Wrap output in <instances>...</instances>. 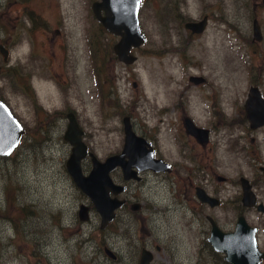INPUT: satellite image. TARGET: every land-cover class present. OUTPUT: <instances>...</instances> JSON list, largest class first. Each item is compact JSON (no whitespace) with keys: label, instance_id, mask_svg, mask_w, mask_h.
Listing matches in <instances>:
<instances>
[{"label":"rangeland","instance_id":"374dc122","mask_svg":"<svg viewBox=\"0 0 264 264\" xmlns=\"http://www.w3.org/2000/svg\"><path fill=\"white\" fill-rule=\"evenodd\" d=\"M93 1L0 0V45L7 52L6 60L0 53V100L23 129L13 151L0 156V264H137L141 247L151 251V264H228L209 250L204 215H215L223 230H232L239 214L254 223L259 214L243 210L239 188L212 181L219 206L203 207L198 221L170 201L163 173L146 172L125 191L140 209H119L100 229L98 214L65 169L70 145L62 135L72 112L87 152L103 161L119 152L122 118L130 117L134 133L154 146L153 139L159 156L178 157L181 114L205 124L213 107L225 116L238 108L252 82L264 94V6L260 0H141L144 42L130 48L136 59L126 65L112 50L119 36L96 20ZM204 15V31L190 35L183 23ZM252 18L259 41L252 40ZM187 74L206 82L190 84ZM237 133L245 161L227 151V139ZM214 139L216 173L256 178L264 166V127L221 129ZM90 168L86 155L80 169ZM253 190L264 202V184ZM81 203L89 207L86 222L76 216Z\"/></svg>","mask_w":264,"mask_h":264},{"label":"water","instance_id":"95a60500","mask_svg":"<svg viewBox=\"0 0 264 264\" xmlns=\"http://www.w3.org/2000/svg\"><path fill=\"white\" fill-rule=\"evenodd\" d=\"M141 0H95L91 3V11L96 20L109 33L119 36L112 45V50L117 60L123 64H131L136 57L130 53L131 47H137L144 42L138 20V8ZM264 5V0H260ZM207 24V16H202L197 21H186L183 23L185 30L190 34H201ZM251 31L254 40L260 39V30L256 19L251 21ZM0 53L6 60V49L0 45ZM244 108L251 127L264 124V102L260 98L256 88H250L244 102ZM66 125L63 139L70 145V153L65 161V169L74 185L83 193L91 203L93 210L99 216V228L103 229L115 215V210L120 207L122 201L116 196L123 189L114 183L110 172L116 167L121 168L124 180L137 179V170L152 169L162 171L166 164L152 157L149 144L142 137L134 134L131 130L128 117L122 118L123 145L119 153L109 155L103 161L86 150L82 142V130L79 128L72 112L65 115ZM189 128V126H187ZM22 134L20 122L14 116L10 108L0 100V156L9 155L17 145ZM88 155L91 168L87 174L80 169L81 160ZM242 196L241 203L244 206L253 204L254 197L246 179H241ZM203 202L213 206L218 203L214 198L204 194L199 196ZM136 205H132L135 209ZM258 210H263L258 206ZM77 218L81 222L89 219V207L79 204ZM255 228L250 227L242 215H238L233 229L222 231L217 225L210 221V231L207 242L211 248L223 255V260L229 264H258L264 254L256 247ZM107 256L113 258V253L104 248ZM152 253L142 248L139 254L138 264H149Z\"/></svg>","mask_w":264,"mask_h":264},{"label":"flooded vegetation","instance_id":"af4514ba","mask_svg":"<svg viewBox=\"0 0 264 264\" xmlns=\"http://www.w3.org/2000/svg\"><path fill=\"white\" fill-rule=\"evenodd\" d=\"M260 3L262 4V2ZM252 19H256V18H252ZM190 35H195V34H190ZM260 36H261V32H260ZM252 40H254L253 37H252ZM259 40H255V41H259ZM187 81L193 85H203L206 82L205 78L202 75L196 76V75H190V74H187ZM253 87L257 89L260 98L264 102V94L261 90V85L259 83L253 84L252 82V84L248 85L244 100L241 102V104H239L238 108L236 107L232 109V112L229 113L228 116H225L224 114L225 111L223 110L220 111V110L214 109L213 107L212 110H210V114L212 118L208 117L209 120L208 121L206 120L205 124H201L200 122L195 120L193 115H187L185 113L181 114L179 116V123L177 125V133L174 138V144L177 148L178 157L159 156L155 152L154 140L151 139L154 144L153 146L149 140H146L144 137H142L149 144L150 149L152 150V157L154 159L161 160L163 163L166 164L167 167L166 169L162 171H154L152 169L137 170L135 167H132V169L136 172L137 179L124 180L122 176L121 168L119 166H116L111 172H115L117 179L112 180V181L123 187V189L116 196L119 200L122 201V203L120 207L115 210L114 218L104 228H106L113 220H115L116 211H118L119 209L128 207L131 212H135L140 209L141 207L140 204L138 202H130V198L126 196L125 191H126V188L132 183L140 182V181L142 182L144 178L143 174L146 172L157 173V174L163 173L164 179L167 182V187L169 188L170 198H171L170 201L172 203H176L178 207L188 208L190 210L189 212H190L191 217H193L195 220H198V221L201 220V212H202L203 207L212 209L214 207L219 206L220 199L218 197L220 196L219 195L220 189L215 187L212 184V181L217 185L220 183H229L232 186L239 188V191H240L239 201H240V204L242 205L241 203V196H242L241 179L244 178L247 180L250 186L251 192L254 197V201H253V204L250 206L242 205L243 210H245L246 212L252 211L255 213V215L256 213L259 214V216L256 218V221L254 223L247 222L245 217H244V220L250 227L255 228L254 237H255L256 247L258 251L264 254V238L262 237L264 236V202L260 200L256 191L253 190L254 186L260 187L262 184H264V166L258 167L259 173L256 176V178L253 180L250 178L249 173L247 174V176H245L243 172H239L234 179H231L229 177H225V176H222L216 173L214 170V168L217 166L216 158L214 154L215 144H216L214 137L215 136L219 137V131L221 129H227L230 131L232 128L237 131L245 130L247 131V133H250V132L257 131L261 127H264V124L260 126H256V127H251L250 122L246 115L245 108H244V102L247 98L248 92L250 88H253ZM184 90H186V88H184ZM208 99L210 100L212 104L213 100L210 98V95L205 100H208ZM225 117H228V118L226 119ZM128 120L130 123L131 130L133 131L130 117H128ZM244 124H245V128H244ZM187 126H189V128ZM22 132H23V129H22ZM242 138L243 136L237 133L232 136V139H230V137L227 139L228 142L230 141V146L227 148V151L230 154L235 156L236 161L237 160L245 161L244 154H246V152H245L244 147L240 144V142L242 141ZM247 165H249L248 162H247ZM203 193L208 195L211 198L216 199L218 203L216 205L211 206L209 205V203L201 201L199 199V196L203 195ZM232 199H233L232 201H234L235 197H233ZM192 204H195V206H193ZM132 205H136L135 209L134 208L132 209ZM258 206H261L263 210L261 211L258 210ZM76 216H77V213H76ZM204 220L208 224V231H210V221L214 222L217 225V227L220 228L217 224V217L215 215L205 214ZM221 230L230 231V230H223V229ZM206 241H207V238H206ZM208 245L210 246L209 243ZM142 248H145V247H141L139 249L137 264L139 260L140 250ZM156 250H158L157 247H156ZM209 250L214 254L216 253L220 254L223 258V255L219 252L214 251L211 248V246ZM115 258L116 256L114 255V257L111 259L113 260ZM152 260H153V255H152V259L150 260L149 264H151ZM258 264H264V257H261L259 259Z\"/></svg>","mask_w":264,"mask_h":264},{"label":"bare ground","instance_id":"6f19581e","mask_svg":"<svg viewBox=\"0 0 264 264\" xmlns=\"http://www.w3.org/2000/svg\"><path fill=\"white\" fill-rule=\"evenodd\" d=\"M49 84V85H48ZM48 86H52L51 82L50 83H47Z\"/></svg>","mask_w":264,"mask_h":264}]
</instances>
